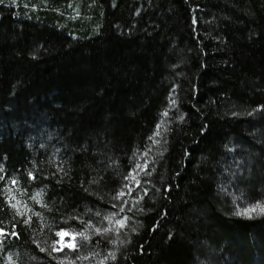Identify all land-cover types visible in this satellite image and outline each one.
<instances>
[{"label":"trees","instance_id":"obj_1","mask_svg":"<svg viewBox=\"0 0 264 264\" xmlns=\"http://www.w3.org/2000/svg\"><path fill=\"white\" fill-rule=\"evenodd\" d=\"M262 207L264 0H0V264H264Z\"/></svg>","mask_w":264,"mask_h":264},{"label":"snow or ice","instance_id":"obj_2","mask_svg":"<svg viewBox=\"0 0 264 264\" xmlns=\"http://www.w3.org/2000/svg\"><path fill=\"white\" fill-rule=\"evenodd\" d=\"M122 194H123V193H121V195H122ZM261 211H264V207L261 208ZM56 235L59 236V237H61V240H63V239H64L65 237H67V236H72L73 239H75V236H76V235H80L81 237H83V233L73 234V233H71V232H65L64 230H61V231L57 232ZM59 242H60V241H57V243H59ZM68 246H69V247H75L74 244H69Z\"/></svg>","mask_w":264,"mask_h":264},{"label":"rangeland","instance_id":"obj_3","mask_svg":"<svg viewBox=\"0 0 264 264\" xmlns=\"http://www.w3.org/2000/svg\"><path fill=\"white\" fill-rule=\"evenodd\" d=\"M58 238H59L58 241H60L58 243V248H61V249L62 248H72V247L68 246L69 244H74V239L72 238V236H67L63 240H61V237H59V236H58Z\"/></svg>","mask_w":264,"mask_h":264}]
</instances>
